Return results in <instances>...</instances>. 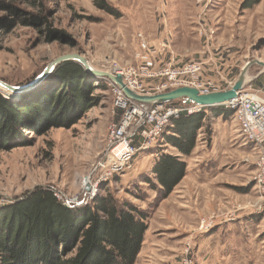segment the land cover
Returning a JSON list of instances; mask_svg holds the SVG:
<instances>
[{
	"label": "rangeland",
	"instance_id": "obj_1",
	"mask_svg": "<svg viewBox=\"0 0 264 264\" xmlns=\"http://www.w3.org/2000/svg\"><path fill=\"white\" fill-rule=\"evenodd\" d=\"M3 1L14 3L24 13L42 15L47 21V26L41 28L18 21L9 32L0 29V81L10 86H17L41 74L48 64L64 55H80L87 59L93 68L110 74L121 68L141 69L137 60L139 53L137 34H142L151 45L156 47L159 33L163 30L160 26L163 24L159 23L160 20L155 14L159 0H107L114 9V14L97 9L91 0ZM241 2L242 0H213L208 5L204 20L215 29V35L212 46L206 48V42L197 29L199 14L193 0H182L177 7L174 1H168L166 3L170 5L168 35L171 46L166 51L158 49L157 56L163 57L162 62L155 61L151 68L143 69V73H157L165 65L178 66L199 60L198 56L208 57V64L202 66L195 80L204 88L221 91L234 84L247 62L264 63V0L253 9L243 12L239 10ZM176 11H182L183 17L177 16ZM8 16V12L0 11V20ZM177 22L180 24L174 25ZM47 27L61 32L67 40L57 39L47 43L45 41ZM175 35L179 36L177 43L173 40ZM220 35L229 42L228 46L231 47L230 51L235 57L233 65L228 66L226 70L223 65L215 64L211 58L215 54L216 37ZM178 44L180 48L177 47ZM175 51L180 52L184 57L179 63L172 58L177 54ZM57 67L48 77L52 76ZM87 75L94 83L92 89L86 91V96L92 104L83 110L76 123L69 128H50L41 135L24 131L20 139L24 143L23 146L0 151V209L16 203L35 188L52 190L55 198L66 207L79 206L84 204L85 190H90V186L88 184L86 186L84 181L88 176L92 184H96L94 189L96 194L104 195L110 191L118 199H126L144 210L154 201L155 193L147 184L141 182L142 178H140L141 175H150L152 165L151 157L148 155L150 150H138L131 161V168L126 169L112 181L98 180L99 174L95 169L108 151L110 128L118 123L122 112L115 107L114 96L106 80ZM255 77H261V80L252 87L249 81L254 80ZM263 77L264 69L255 63L252 64L247 71L244 92H259L264 96ZM46 79L35 89L10 98L19 101L24 94L33 95L43 87ZM162 83V79L144 81L142 84L145 95H154V90ZM0 93L8 95L2 90ZM217 107L229 110L225 105ZM226 120L234 121L233 114ZM214 122V120L208 122L210 129L208 134L204 130L207 144L213 143L217 146L218 164L226 163L224 167L229 166L233 176H219L211 188L200 191L203 192L202 194L196 191L197 185L191 182L187 185L188 190L191 191L189 195L178 197L187 189L181 187L177 191L176 186L173 190L176 193L172 191L162 200H170L175 204L187 201L194 206L197 197L205 198L204 201L198 202L204 213L198 221L187 220L184 223L177 209L166 210L162 216L160 214L161 219L153 220V213L150 217V220L154 221L151 230L159 228L162 233L159 238H172L177 231L186 229L187 235L179 236V240L182 247L185 242L191 245L194 264H212V261L214 263V255L207 246L202 249L203 254L206 255L204 257L206 262H201L203 254L196 250V243L201 240V235L209 234L218 222L232 223L250 218L253 219L254 224L259 223V231L264 236V192L256 185L258 151L251 150L253 145L250 144L247 146L251 149H248V152L243 151L238 147L240 141L237 140L238 142L231 144L227 153L222 154L218 147L219 140L211 136ZM139 144L137 143L136 146L138 147ZM159 144L161 139L154 148L156 149ZM221 154L224 156L223 160ZM135 175L137 177L132 180ZM133 196H138L140 199ZM145 198L148 199L146 205L142 202ZM72 200H75L74 203ZM162 201L158 202L156 207L159 208ZM140 203H143V207ZM148 249L146 248V254L149 253ZM256 253L257 256L255 255L249 264H264V251L257 249ZM225 260L229 261L227 258ZM175 261L171 260L170 264H174Z\"/></svg>",
	"mask_w": 264,
	"mask_h": 264
},
{
	"label": "trees",
	"instance_id": "obj_2",
	"mask_svg": "<svg viewBox=\"0 0 264 264\" xmlns=\"http://www.w3.org/2000/svg\"><path fill=\"white\" fill-rule=\"evenodd\" d=\"M91 1L97 9L114 14L107 0ZM260 2L242 0L239 10H251ZM1 10L9 14L0 20L2 31L9 32L18 21L37 28L47 26L42 15L24 13L14 3L0 0ZM45 32L47 43L67 40L48 27ZM91 79L80 64L70 61L60 64L33 95L24 94L15 101L0 93V151L23 146L20 139L24 131L41 135L50 128H69L76 123L92 104L86 96L87 89L94 85ZM207 110L213 118L223 120L233 114L223 107ZM205 111L181 114L166 127L159 145L174 148L178 155L161 152L150 175L140 176L155 193L145 210L110 191L69 208L45 188H35L0 209V264H135L156 204L166 199L185 176L183 157L195 148L198 131L204 128L207 134L210 132ZM157 149L153 147L149 152ZM138 196L133 197L140 199Z\"/></svg>",
	"mask_w": 264,
	"mask_h": 264
},
{
	"label": "built area",
	"instance_id": "obj_3",
	"mask_svg": "<svg viewBox=\"0 0 264 264\" xmlns=\"http://www.w3.org/2000/svg\"><path fill=\"white\" fill-rule=\"evenodd\" d=\"M212 1L193 0L199 14L197 29L206 42V48L212 46L215 35V29L204 20L207 7ZM137 40H139L137 60L142 68L128 67L112 72L113 75H120L125 86L131 91L145 95L142 83L154 79H162L163 83L154 90L153 94L163 93L178 87L197 89L201 95L220 91L215 88H204L195 80L201 72L202 66L206 64L208 57H202L199 60L189 61L178 66L168 64L157 73L144 74L143 69H149L153 66L156 56L159 54L158 49L166 51L170 47L165 42L155 47L140 33L137 34ZM227 47L230 50L231 47ZM105 82L114 96L115 107L122 113L118 123L110 128L107 142L108 151L95 169L96 173L99 174V181L110 182L126 169L131 168V161L135 153L141 149H152L161 139L171 119L178 118L184 113L190 115L206 109L195 105H186L183 102L181 104L171 102L156 105L138 103L127 98L121 89L110 80ZM231 86L229 85L228 88ZM225 107L233 111V119L243 142L247 145H253L254 150L257 149L258 151L259 166L256 185L264 192V96L259 92L248 93L242 90L236 98L227 102ZM137 143H140L138 147L136 146ZM87 178L90 181V190H85L84 204L89 203L96 195L94 193L96 184H92L89 176ZM72 201L74 203L75 200ZM179 264H194L192 248L188 242H185L182 247Z\"/></svg>",
	"mask_w": 264,
	"mask_h": 264
},
{
	"label": "crops",
	"instance_id": "obj_4",
	"mask_svg": "<svg viewBox=\"0 0 264 264\" xmlns=\"http://www.w3.org/2000/svg\"><path fill=\"white\" fill-rule=\"evenodd\" d=\"M168 1H174V5L177 7V4L182 0L158 1V8L156 9L155 14L160 20L159 23L163 24V26L160 25L161 28L163 27V30H161L159 33L160 37L157 46L162 42L167 43L169 47L171 46L170 36L168 35V14L170 7V5H166ZM183 15L184 14L182 11L177 12V16L183 17ZM179 24V22H177V24L174 23V25ZM178 38L179 36L175 35L173 37L174 42L177 43ZM228 43L229 42L226 39L222 38L221 35L217 36L216 42L214 43L215 54L211 57L215 64L219 63L220 65H223L224 70H226L228 66L233 65L235 59L234 54H232V51H230L227 47ZM177 47L180 48V44H178ZM172 58L176 59L177 63H179L181 60H183L184 57L180 52H177V54L173 55ZM201 58L202 56L197 57V59ZM162 60L163 57H158L157 59H155L156 62H162ZM206 64H208V59H206ZM250 76L253 77L252 75ZM260 80L261 77H255L254 80H250V86L255 87V84L259 83ZM205 112L207 116H209V121H215L212 125L213 135L211 136H215V140H219L218 147H220L222 154L227 153L229 151V148L231 147V144L233 145L238 141H240L238 142V147L243 151L248 152V149H251V147L249 148L247 144H245L241 140V137L238 134L237 125L234 123V121L230 122L228 120H222V118L220 117L213 118L208 110ZM157 148V150H155L154 152H149L148 154L151 157L152 164L161 152L171 155H178L174 148H171L167 145H158ZM251 150H254V148H252ZM223 158L224 156L222 155L221 159L223 160ZM183 160L186 163V174L177 185V191L181 187H184L187 190L181 192L182 194H179L178 197L189 195L191 191L188 190L187 185L191 182L197 185L195 187L197 189L196 191L199 194H202L203 192L200 191L203 189L211 188L219 176H233L232 169H230L229 166L224 167L226 163L224 165L218 164L219 160L217 158V146H215V144L213 143L210 145L207 144V139L204 134V128H201V130L198 131L197 143L193 152L191 153V155L183 157ZM135 177H137V175H135L132 180H134ZM173 193H176V191H173ZM196 199L197 201L195 204L197 205L194 204V206L190 205L187 201H181L178 204H175L170 200L162 201L159 208L156 207L153 212V220L161 219L160 214L162 216V214L165 213L166 210L174 211L175 209H177L178 215L180 216L181 221H184V223H186L187 220L193 222L196 219L198 221L204 214L201 209L202 207L198 205V202L200 203L201 201H204L205 198L199 196V198L197 197ZM147 200V198L142 200L144 205H146L145 202H147ZM143 203H140L141 207H143ZM197 206H199V208ZM153 220L149 219V230L144 236L143 246L140 254L137 256L135 264H170L171 260L173 259L176 260L174 264H179L178 259L180 256V250L182 248V243H180L179 236H183V234L187 235L186 229H184L183 231H177L176 233H174V236L172 238H159L162 235L160 229L156 228L155 230H151L152 226L154 225ZM253 222V219L250 218L241 219L237 222L232 221V223L218 222L209 234L200 236L201 240L196 243V250L198 251V253L200 251V253L203 254L202 249L203 247L207 246L211 251V254L214 255V263L212 261V264H249L257 254V249H261L262 252L264 251V236L259 231L260 225H258L259 223L254 224ZM202 236L203 238H201ZM146 248H149L148 254H146ZM205 256L206 255L203 254V259L201 260L202 263L206 262V260H204ZM225 258L229 259V261H226Z\"/></svg>",
	"mask_w": 264,
	"mask_h": 264
},
{
	"label": "water",
	"instance_id": "obj_5",
	"mask_svg": "<svg viewBox=\"0 0 264 264\" xmlns=\"http://www.w3.org/2000/svg\"><path fill=\"white\" fill-rule=\"evenodd\" d=\"M68 61H74L80 64L85 72L92 77H95L97 79L110 80L119 89H121V91L127 98L135 102L156 105L171 103L180 100L186 105H195L204 108L222 106L230 100L236 98L237 94L244 89L247 83V71L252 64L255 63L264 69L263 62L249 61L245 64L238 78L230 88L223 91L212 92L210 94L200 95L197 89L189 87H178L170 91L154 95H141L128 89L123 83L122 77L120 75H113L104 71H99L93 68L89 61L84 57L77 54H72L57 58L52 63L48 64L41 72V74L29 78L28 80L18 84L17 86H10L3 83L2 81H0V86H2L3 89L8 92V95L6 96L7 98L29 92L43 83L44 80L50 75L52 70L57 67V65Z\"/></svg>",
	"mask_w": 264,
	"mask_h": 264
},
{
	"label": "bare ground",
	"instance_id": "obj_6",
	"mask_svg": "<svg viewBox=\"0 0 264 264\" xmlns=\"http://www.w3.org/2000/svg\"><path fill=\"white\" fill-rule=\"evenodd\" d=\"M0 90H2V91H5V92H7L5 89H3V87L2 86H0ZM223 90H225V89H223ZM223 90H221V91H223ZM7 94H8V92H7ZM200 94V93H199ZM201 95V94H200ZM84 181H86V186H87V184L89 185L90 183V181H89V179L87 178V179H84ZM83 186H85L84 184H83Z\"/></svg>",
	"mask_w": 264,
	"mask_h": 264
}]
</instances>
